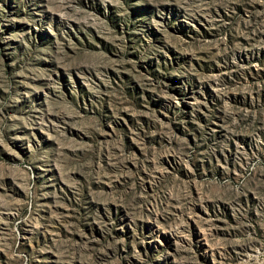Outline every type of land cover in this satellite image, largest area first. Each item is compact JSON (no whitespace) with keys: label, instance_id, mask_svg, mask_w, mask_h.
I'll use <instances>...</instances> for the list:
<instances>
[{"label":"rangeland","instance_id":"1","mask_svg":"<svg viewBox=\"0 0 264 264\" xmlns=\"http://www.w3.org/2000/svg\"><path fill=\"white\" fill-rule=\"evenodd\" d=\"M0 264H264V0H0Z\"/></svg>","mask_w":264,"mask_h":264}]
</instances>
